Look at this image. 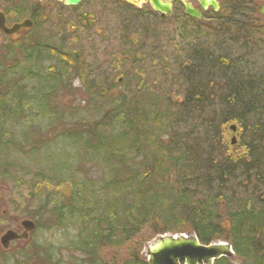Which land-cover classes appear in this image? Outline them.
I'll return each instance as SVG.
<instances>
[{
    "label": "trees",
    "instance_id": "16d2710c",
    "mask_svg": "<svg viewBox=\"0 0 264 264\" xmlns=\"http://www.w3.org/2000/svg\"><path fill=\"white\" fill-rule=\"evenodd\" d=\"M27 2L0 0V10L25 15ZM237 2L236 17L216 18L208 29L179 21L172 36L149 32L161 18L130 22L123 50L108 48L110 34L100 31L75 50L63 33L44 34L39 11L26 37L3 36L0 154L10 164L38 149L55 155L67 147L79 157L61 150L66 167H39L27 182L35 210L26 217L36 228L47 216L51 228L75 231L68 264H107L102 248L119 249L145 228L155 236L191 231L201 244L227 241L234 258L212 264H264V22L257 15L264 0ZM76 80L83 106L66 127L54 99ZM229 122L240 153L223 139ZM38 125L44 133L62 125L58 142L27 145ZM63 138L71 146L57 147ZM128 252L121 264H147L140 250Z\"/></svg>",
    "mask_w": 264,
    "mask_h": 264
},
{
    "label": "rangeland",
    "instance_id": "374dc122",
    "mask_svg": "<svg viewBox=\"0 0 264 264\" xmlns=\"http://www.w3.org/2000/svg\"><path fill=\"white\" fill-rule=\"evenodd\" d=\"M16 0H10L8 4H6V7H11V5H14ZM264 3H259V6H262ZM44 5V4H43ZM38 5H36L37 7ZM45 6V5H44ZM34 7L33 4L27 3V8L31 9ZM35 8V7H34ZM44 9L42 5L39 6V10ZM264 10V5H263ZM258 19L264 22V15L260 13V11H257ZM55 17V16H53ZM51 17L49 21V26H51L52 29H47L49 32H53L56 36L57 34H61L63 31L64 25L67 26L64 22L61 21L58 22L56 19H53ZM8 18H10L8 16ZM70 18L71 15H70ZM63 20V18H61ZM66 20L68 19L65 18ZM172 23V22H171ZM166 26H169V23L165 22ZM59 25L62 26V29L59 28ZM171 28L172 25L170 24ZM47 27V25H46ZM174 27V25H173ZM177 29V27H175ZM46 28L44 29L45 32ZM46 30V31H47ZM176 34L175 31H173L171 34ZM27 32L22 31L20 35L16 38H22L26 37ZM62 35V34H61ZM2 33H0V41L3 38ZM65 36V35H64ZM12 39L11 37H9ZM15 39V38H13ZM46 39V38H45ZM52 40L51 43L54 44L56 40L53 38H50ZM57 39L59 37L57 36ZM98 38H96L97 40ZM83 40V39H82ZM86 42L85 41H79L75 45L76 49H81V47H85ZM98 55V61L102 62H108L107 56L103 55L101 51L97 52ZM97 58V57H96ZM106 65H103L105 67ZM103 70V69H102ZM72 88L71 92H63L58 91V94H56V98L54 99V105L55 107L62 111L64 110V123L66 127H71L75 125L79 120V114L81 112V106H83V98H81L80 93L81 89L79 88L78 81L72 82ZM76 89L78 91L75 94H72ZM42 126H45V122L41 123ZM231 126H234L235 130H231ZM36 130L31 134V136L28 138L29 144L27 145H33V149H37V144L40 143L39 140H45L46 138L50 140H53L54 142H58L59 138H57V135L61 133V129H54L49 130L47 133H44L45 128H41L40 125L35 128ZM223 139L227 144L228 149L231 153H240L243 148L239 146L238 144V128L236 126V123L229 122L223 126ZM40 132H39V131ZM26 134V133H25ZM234 139V142L231 143V139ZM22 143V141H21ZM60 145H66L71 146L68 139H62L60 143L57 144V147ZM22 151H27L29 148L21 147ZM61 148V147H60ZM61 150L68 151L69 153L73 154L70 160L74 157V161H77L79 159L78 156L75 157L74 155V149L69 150L67 147L61 148ZM58 150V152L55 155H51L45 150L43 151H35L33 153L32 157L29 158H21L24 161L20 159H15L13 164L9 163V157H5V154H0V164L5 168V171L3 172L2 166L0 167V191L2 193V196H0V235L7 229H17L19 228V222L22 220L26 215H29L30 212H34V203L30 200V194L27 190L30 177H32L33 173L39 171V167H50L51 164H57L60 167H66V158L67 156L64 155L63 151ZM34 151V150H33ZM30 161H35L40 164V166H37L34 164L32 166V163H29ZM88 165V166H87ZM87 166V168H86ZM84 169H89V164L87 162L86 165L83 166ZM44 169V168H43ZM90 172L87 173L88 176H97L98 173L92 172L93 170H89ZM5 173L6 178L2 177L1 174ZM4 175V174H3ZM26 197V198H25ZM40 227L35 230L33 233L32 241L29 243L27 247L20 248L22 245H17L14 242L12 246L8 249V253H3L0 247V252L2 255L6 257L4 264H14V262H17V264H53L54 262H58L59 264H68V260L70 257V253L67 251L68 247V239L70 235L75 233L74 230H66L63 228H51L49 226V222L47 220V216H43L42 219H40ZM153 234L150 233L148 229H142L139 231V233L127 244H125L123 247L119 249H112V248H102L100 250V256L106 261L107 264H121V260H123L130 249H138L140 250V254H142L144 250V246L150 242L153 239ZM20 250L21 254H26V257L20 256L16 254V249ZM69 256V257H68ZM47 260V263L44 261Z\"/></svg>",
    "mask_w": 264,
    "mask_h": 264
},
{
    "label": "flooded vegetation",
    "instance_id": "af4514ba",
    "mask_svg": "<svg viewBox=\"0 0 264 264\" xmlns=\"http://www.w3.org/2000/svg\"><path fill=\"white\" fill-rule=\"evenodd\" d=\"M27 1L32 2L35 8L29 9V12L25 15L2 11L4 24L10 26L24 19H30L32 26L20 28L13 34L5 35L6 37L8 36L15 40L18 39L16 37L22 31H31L35 27L33 15L39 11V13H42L45 23H47L46 30L51 28L48 23L53 16H55L53 19L58 22L61 21L67 24V26L64 25L61 32L65 35L66 40H72L74 43L85 41L88 33L92 39L96 40L95 33L100 31L110 34L107 39V47L119 50H123L127 46L128 38L125 34L122 37V34L127 31V25L130 22H134L137 27L139 23H145L146 21V23H150L152 19L161 18L156 23L157 27L151 25L149 32H153L157 36L158 33L172 36L174 33H171L175 31L179 21L182 22L180 25L184 24L183 26L187 29H190L192 25L208 29V26L214 25L216 18L236 17L237 11L235 8L238 5V0H160L162 3L169 4L170 12H163L156 10L151 4V0H136L132 2L126 0H80L76 5H65L57 0ZM36 5L38 6L36 7ZM40 5L44 7V9H41L42 11L39 10ZM186 5L191 10H194L196 14L186 12ZM70 15L72 18H70ZM67 17L68 19L66 20L65 18ZM165 22L169 23L168 27ZM59 28L62 29V26L59 25ZM120 31L119 38L117 34ZM46 33L44 32L45 35ZM116 54L118 55L119 52ZM1 262L2 255L0 253V264Z\"/></svg>",
    "mask_w": 264,
    "mask_h": 264
},
{
    "label": "water",
    "instance_id": "95a60500",
    "mask_svg": "<svg viewBox=\"0 0 264 264\" xmlns=\"http://www.w3.org/2000/svg\"><path fill=\"white\" fill-rule=\"evenodd\" d=\"M42 1V0H36ZM65 5H76L80 0H57ZM128 2L136 0H126ZM152 6L159 11L170 12L169 4L160 0H151ZM186 12L196 14L186 5ZM263 12V11H262ZM264 13V12H263ZM32 22L24 19L21 22L13 23L10 26L4 24V14L0 12V30L4 34H13L20 28H29ZM231 129H234L232 126ZM234 139H231V143ZM23 230L17 233L14 230H6L0 236V244L7 248L11 240L25 239L28 233L35 228V224L30 219L20 221ZM148 264H212L220 257L233 258L231 246L226 241H213L209 244H200L192 232L163 234L155 237L144 246L142 252Z\"/></svg>",
    "mask_w": 264,
    "mask_h": 264
}]
</instances>
